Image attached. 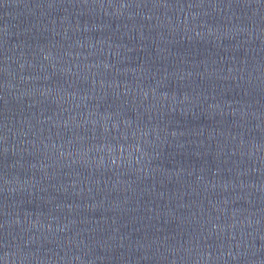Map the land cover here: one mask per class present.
<instances>
[{"label":"water","instance_id":"1","mask_svg":"<svg viewBox=\"0 0 264 264\" xmlns=\"http://www.w3.org/2000/svg\"><path fill=\"white\" fill-rule=\"evenodd\" d=\"M0 264H264V0H0Z\"/></svg>","mask_w":264,"mask_h":264}]
</instances>
